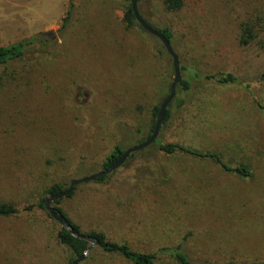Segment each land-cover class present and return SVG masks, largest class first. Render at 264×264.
Listing matches in <instances>:
<instances>
[{"label": "rangeland", "instance_id": "rangeland-1", "mask_svg": "<svg viewBox=\"0 0 264 264\" xmlns=\"http://www.w3.org/2000/svg\"><path fill=\"white\" fill-rule=\"evenodd\" d=\"M71 1L65 29V0L22 2L24 37H41L26 60L0 71V203L23 208L56 184L67 188L102 172L116 146L127 151L147 138L153 111L166 96L162 90L172 85L167 51L139 26L124 23L130 0ZM139 12L154 28L171 30L184 68L203 76L231 72L249 86L194 83L188 106L162 127L159 140L219 153L233 166L245 163L253 177L150 149L106 183L80 185L57 206L83 233L103 232L138 252L183 243L192 264L260 261L264 111L256 102L264 105V0H186L177 13L159 0H140ZM257 18L263 27L242 48V26ZM60 230L38 208L0 218V264H70L74 257L59 243ZM82 264L129 263L96 246Z\"/></svg>", "mask_w": 264, "mask_h": 264}, {"label": "trees", "instance_id": "trees-1", "mask_svg": "<svg viewBox=\"0 0 264 264\" xmlns=\"http://www.w3.org/2000/svg\"><path fill=\"white\" fill-rule=\"evenodd\" d=\"M159 1L163 4V6L168 12L177 13L184 8L186 0H159ZM72 11H73V2L71 1L66 17L63 19L64 29L67 27V25L70 22ZM259 20L260 19L257 18V22H253V23L249 22L242 26V32L239 39V45L242 48L248 47L257 39L259 32L258 30H256V28L258 26L263 27V25L258 23ZM124 23L129 29H134L137 26H139L132 11L131 5L125 7L124 9ZM159 31H161L164 34V36L171 43L174 51L178 55L181 64V75L184 73L186 74L187 77L186 79L185 78L183 79L182 77V82L177 87L176 98L168 108L167 116L163 124V127L167 126L171 122L174 115L176 114L179 115L188 106L189 103L187 102L186 97L191 96L194 83H201L203 81L205 84H203L202 86L212 84L213 86H217V87L239 86L246 90L249 89V86H246L243 82L239 81L236 75L231 72L203 76L202 74L199 73V71L194 70L193 68L192 69L184 68L182 66L181 55L176 51L173 45V34L171 30L166 28L164 30H159ZM144 33L146 32L144 31ZM40 37L39 36L32 37L28 40L20 41L11 46L0 47V71L16 63H20L26 60L27 56L30 55V53L33 51V48H35L37 42L40 41ZM150 37L153 40H155L157 44L161 46L164 52H166L164 46L157 38L151 35ZM42 46L44 49L46 48V44L44 42L42 43ZM157 53L160 54L161 52L157 50ZM170 90H171V86L169 87L167 86L166 90H164L163 88L162 92L163 95H166L165 98L170 94ZM256 104L258 109L264 111V105L261 102L257 101ZM160 106L161 105L155 107L153 111V121L150 126V132L147 138L144 141H142L140 144L145 142L152 135ZM140 132L141 130H138V133ZM159 138L153 146L149 147L146 150H143L142 152L149 153V150L151 149V151H157L158 153L168 158H172L176 156L179 157V155H181L192 159L211 160L215 164L220 166L221 169L224 170L226 173L233 174L234 176L239 177L241 179H251L253 177L251 167H249L245 163H238L237 165L233 166L232 164L225 163L223 161L221 154L219 153L203 152L201 150L176 143L164 144L159 140ZM125 152L126 151L122 149V147L116 146L105 159L102 165L103 171H106L110 167L115 165L122 158ZM135 155L136 154L132 155L130 158H134ZM115 172L112 173L111 175L100 177L95 182L98 184H104L115 174ZM67 188H63V186L56 184L45 192L44 194L45 198H42L38 203L27 204L23 208H18L16 205L11 203H0V218L18 217L24 213H32L36 208L46 211L43 201L46 198L56 196L57 194H59L60 192L64 191ZM73 195L74 193L68 198L73 197ZM58 204H60V201L52 204V207L55 209L56 212L61 213L67 219V221L73 228L74 232L79 235H84L96 239L99 242V245L97 246L98 250H100L102 253L106 255L120 257L129 264H157L165 259L171 260L177 264H192L191 258L184 250L183 243L175 248H162L156 253H142L134 250L129 242L119 243L109 240L107 235L103 232H91L88 234L83 233L81 228L77 224H75L71 219H69V217L65 214V212L57 206ZM49 217L51 218L50 215ZM57 238L59 243L63 247L67 248L74 257V260H72L70 264H73L79 257H81L89 247L88 242L74 237L72 234L64 230L62 227L58 233ZM206 264H213V263H206ZM230 264H236V263H230ZM251 264H264V258L260 261Z\"/></svg>", "mask_w": 264, "mask_h": 264}, {"label": "water", "instance_id": "water-1", "mask_svg": "<svg viewBox=\"0 0 264 264\" xmlns=\"http://www.w3.org/2000/svg\"><path fill=\"white\" fill-rule=\"evenodd\" d=\"M131 2V8L132 11L134 13V16L136 18V21L138 23V25L149 35L157 38L162 45L164 46L165 50L167 51L168 55L172 58L173 60V69H174V78L172 81V85H171V90H170V94L163 100L160 108H159V112L156 118V123H155V127L153 130L152 135L150 136L149 139H147L145 142H143L140 145H137L133 148H130L129 150H127L124 155L122 156V158L112 167H110L108 170L106 171H102L100 173L88 176V177H84L81 179H74L70 182V185L68 186L67 189H65L64 191L60 192L59 194H57L56 196H52L49 198H46L43 201V204L46 208V211L49 213V215L51 216V218L57 222L64 230H66L67 232H69L70 234H72L74 237L84 240L86 242L89 243V247L86 250V252L79 257L73 264H82L83 262H85L90 254V252L92 251V249H94L96 246L99 245V242L91 237H87L84 235H79L76 234L73 230V228L71 227V225L69 224V222L67 221V219L61 214L55 211V209L52 207V204H54L55 202H59L65 198L70 197L75 191L76 189L83 184H87V183H91L96 181L97 179H99L100 177L103 176H108L111 175L112 173H114L115 171H117L118 169H120L122 166H124L126 164V162L130 159V157L136 153H140L143 150L148 149L149 147L153 146L160 135L161 129L163 127V124L165 122L166 116H167V111L168 108L170 106V104L175 100L176 95H177V87L181 84L182 82V75H181V64H180V59L178 57V55L176 54V52L174 51L171 43L167 40V38L164 36V34L159 31L158 29L154 28L152 25H150L140 14L139 12V0H130ZM49 36H52L53 34L50 32L48 34Z\"/></svg>", "mask_w": 264, "mask_h": 264}, {"label": "crops", "instance_id": "crops-1", "mask_svg": "<svg viewBox=\"0 0 264 264\" xmlns=\"http://www.w3.org/2000/svg\"><path fill=\"white\" fill-rule=\"evenodd\" d=\"M22 2L23 0H0V44L3 47L14 45L23 39L33 36L32 34L24 37L23 31L20 29L21 26L18 25V23L20 24L22 23L21 21H23L19 16V12H21L23 8H26L22 5ZM8 4L11 7L9 10L8 8L5 9ZM69 7L70 0H65L63 12Z\"/></svg>", "mask_w": 264, "mask_h": 264}]
</instances>
